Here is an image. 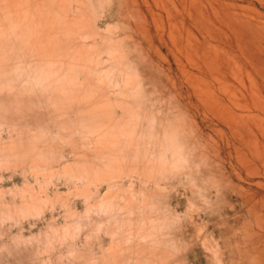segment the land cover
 <instances>
[{"label": "rangeland", "instance_id": "obj_1", "mask_svg": "<svg viewBox=\"0 0 264 264\" xmlns=\"http://www.w3.org/2000/svg\"><path fill=\"white\" fill-rule=\"evenodd\" d=\"M0 264H264V0H0Z\"/></svg>", "mask_w": 264, "mask_h": 264}]
</instances>
